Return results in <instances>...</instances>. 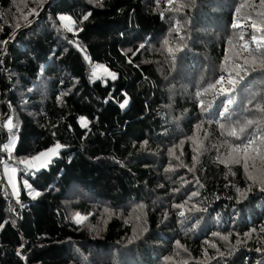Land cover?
Returning a JSON list of instances; mask_svg holds the SVG:
<instances>
[{"label":"trees","instance_id":"16d2710c","mask_svg":"<svg viewBox=\"0 0 264 264\" xmlns=\"http://www.w3.org/2000/svg\"><path fill=\"white\" fill-rule=\"evenodd\" d=\"M256 11L260 0H0V125H15L0 127V160L13 133L17 161L63 146L46 169L17 163L41 193L21 186L20 217L0 164V264H264V160L229 159L264 136V69L232 105L221 85L197 96L264 54L250 22L232 28ZM94 63L117 78L92 81ZM249 119L242 140L226 135Z\"/></svg>","mask_w":264,"mask_h":264},{"label":"snow or ice","instance_id":"6c2138e0","mask_svg":"<svg viewBox=\"0 0 264 264\" xmlns=\"http://www.w3.org/2000/svg\"><path fill=\"white\" fill-rule=\"evenodd\" d=\"M157 3H159V0H157ZM174 3V0H168V4L169 6H171ZM260 4L264 5V0H260ZM245 5H241V8H243ZM181 7H183V5H181ZM240 14V9H237V16L239 17ZM91 15V13H88L87 15H85L83 17L84 20L88 19V16ZM255 16L256 17H260L259 20L255 19L253 17V15H248L242 19H238L237 21H235L232 24V28H243L245 26V21H248L250 23H248V27H250L251 29L254 30L255 34H252L250 36V40L255 44V50L256 51H261L264 50V11H256L255 12ZM59 19L65 23V27L68 28L69 31L72 30V28L69 25H73L76 22L74 20H72V18L70 16H60ZM239 39L241 41L244 40V34L241 33L239 35ZM166 45L168 44V41L165 40L164 42ZM232 41L229 40V44H231ZM242 49L244 51H248L249 50V43L245 42L241 45ZM169 53L171 54L173 52L172 48L168 49ZM86 59H88L87 57H85ZM228 57H225V62H227ZM257 65H259L261 67V69H264V54L261 55V57L256 58V57H252L251 60L249 61L248 58H245L244 60V64H235L233 69L229 70L228 68H224L222 67V71L227 72V82L228 85L230 87H224V81H225V76H220L217 80H215L214 82L210 83L207 85V87L202 91V92H198L197 96H202L204 94H206L209 91H216L217 90V85H221V87L219 88V92L222 93L225 97H227V104L228 105H232L233 104V98H232V94L236 91L237 86H239L244 78L245 75L248 74L249 70H255V68L257 67ZM239 69V70H237ZM105 72L107 73L109 76H111L112 79H115V74L110 72L107 68H104L101 65H96L95 66V70L92 72V77L95 79L97 78V73L98 72ZM107 102V101H106ZM129 103L128 99H124L122 103H120V107L124 108L127 104ZM200 107L202 109L205 108V105L203 103V101L200 102ZM261 112H264V108H259L258 109ZM220 116L222 117H226L228 115H230V110L228 107H224L223 111L218 113ZM81 123L83 126H87V121L85 118H81ZM255 123H259V121L256 120H252L249 119L246 121L245 126H241L239 127V129L237 130L236 127H231L226 131V135L233 137L237 140H242L243 136L242 134L246 131V128L255 124ZM0 127H5L7 128V130L11 133L13 132V129L15 127V125L13 124L12 119L9 117L6 122L3 125H0ZM220 129L222 130V132L225 130V124L221 123L219 125ZM260 140V144H257V138H249L246 140L245 143L241 144V145H236V146H232L230 149V153H229V159L233 160V162L235 163H240L241 161L244 162V167L247 170L248 168V161L249 159H255L257 157L261 158L262 160H264V136H260L259 137ZM15 134L13 133L12 137L8 140L7 143H5L3 145V150L9 153V158H11L10 154L15 146ZM63 147L62 145H60L59 143L55 144L52 148L39 153L38 155L30 158V159H24V160H19L18 163L25 165V167L27 169H32L35 168L37 171H39V169L41 167H47V164L51 162V156H56L59 154V149ZM232 153L237 154V157L234 158L232 156ZM251 153V155H250ZM42 158H47L45 160L42 161ZM195 160V157L193 158ZM225 163L227 164V161H225ZM253 167H255V165L253 164ZM4 169H5V173L8 176V180L9 183L12 184L13 188H16L15 185V174L17 172V168L16 167H10L7 164H4ZM250 179H252V177H249ZM25 187L28 188L30 190V195L33 196V199H35L36 197L40 196L41 193L35 190L31 189V185L27 184V182H25ZM261 191H264V187L261 188ZM181 216L184 215L183 212L180 213ZM77 219L78 222L82 221L83 219H85L84 217H80L79 214H77ZM226 239V237H225ZM259 251V249H258Z\"/></svg>","mask_w":264,"mask_h":264},{"label":"rangeland","instance_id":"374dc122","mask_svg":"<svg viewBox=\"0 0 264 264\" xmlns=\"http://www.w3.org/2000/svg\"><path fill=\"white\" fill-rule=\"evenodd\" d=\"M66 23V22H65ZM71 26V25H70ZM90 61V60H89ZM96 65H101V66H103L104 68H107L110 72H112V73H114L115 74V77L117 78V73L116 72H114V71H112L108 66H106L105 64H101V63H94L93 64V68H92V72L95 70V66ZM111 79V80H115V79H112L111 78V76H109L107 73H105V72H103V71H101V72H98L97 73V78H93L92 77V74H91V80L92 81H97V80H99V79ZM81 118H85L86 119V121H87V124H88V119H87V117H85V116H83V117H81ZM80 122H81V119H80ZM82 124V123H81ZM83 126V125H82ZM11 138V137H10ZM9 138V139H10ZM8 139V140H9ZM8 140L6 141V143L8 142ZM16 140V139H15ZM13 153V150H12V152H11V154ZM56 156H51V160L52 159H54ZM25 159H30L29 157L28 158H25ZM45 159H47V158H42V161L43 160H45ZM20 160H24V159H20ZM49 164V163H48ZM47 164V165H48ZM7 165H11V164H7ZM20 165H22V164H20ZM22 166H24L25 167V165H22ZM12 167H15V166H12ZM26 168V167H25ZM41 168H45V167H41ZM27 169V168H26ZM28 171L29 170H34V171H37L35 168H32V169H27ZM3 171H4V174H5V184H6V186L9 188V190L11 191V193L13 194V197H15V198H18L19 199V195H20V193H21V186H20V182H19V180H20V178H19V176H17V180L15 181V185H16V188L14 189L13 188V186H12V184L11 183H9V180H8V178H7V174L5 173V169H4V166H3ZM25 182H27V184H29L28 183V181L26 180V179H23V184H24V186H25ZM26 188V187H25ZM28 191H29V194H30V190L28 189V188H26ZM32 189V188H31ZM76 222H78V219H77V217L74 219ZM83 221V220H82ZM82 221H80V222H78V223H81Z\"/></svg>","mask_w":264,"mask_h":264},{"label":"built area","instance_id":"2783aa9c","mask_svg":"<svg viewBox=\"0 0 264 264\" xmlns=\"http://www.w3.org/2000/svg\"><path fill=\"white\" fill-rule=\"evenodd\" d=\"M5 152V156L1 159V164L2 166L4 164H9L12 160L14 162V164L16 163V160L14 158H12V155L10 154L11 158H9V153L4 151ZM13 202L15 203V210H16V213L18 214V216L20 217L21 216V207H20V202L18 201V199L16 198H13Z\"/></svg>","mask_w":264,"mask_h":264},{"label":"clouds","instance_id":"9594fccd","mask_svg":"<svg viewBox=\"0 0 264 264\" xmlns=\"http://www.w3.org/2000/svg\"><path fill=\"white\" fill-rule=\"evenodd\" d=\"M5 153V152H4ZM12 155V158H14L15 160H16V163L14 164V162H13V160L9 163V164H11L12 166H15L16 167V165H17V163H18V161H17V159H16V157H15V155H13V153L11 154ZM5 156V155H4ZM3 156V157H4ZM2 157V158H3ZM1 158V159H2ZM0 164H1V160H0ZM4 166V165H3ZM3 166H2V164H1V179H3V191L5 190V189H7V190H9V188L6 186V184H5V181H4V177H3ZM9 192H10V194H11V199L9 200L10 202H13V198H15V197H13V194L11 193V191L9 190ZM17 199V198H16ZM19 202H20V200H18ZM14 203V202H13ZM14 205H15V203H14ZM14 210H15V206H14ZM15 213H16V210H15ZM17 214V213H16ZM18 215V214H17Z\"/></svg>","mask_w":264,"mask_h":264},{"label":"crops","instance_id":"0c3cea01","mask_svg":"<svg viewBox=\"0 0 264 264\" xmlns=\"http://www.w3.org/2000/svg\"><path fill=\"white\" fill-rule=\"evenodd\" d=\"M17 141H18V139H16V142H15V146H14V148H13V152H14V149L16 148V144H17ZM10 167H12V165H10ZM42 169H46V167L45 168H40L39 170H42ZM29 171H34V170H29ZM17 176H19V173H18V170H17V172H16V174H15V181L17 180ZM3 177H4V181H5V174H4V171H3ZM7 178H8V176H7ZM20 178V177H19ZM19 182H20V180H19ZM6 183V182H5ZM24 186V184H23V180H22V183L20 182V186ZM18 199V198H17ZM18 200H20V195H19V199Z\"/></svg>","mask_w":264,"mask_h":264}]
</instances>
